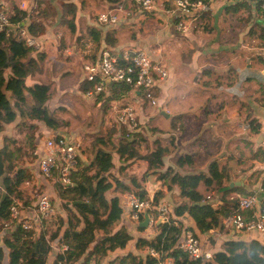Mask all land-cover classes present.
<instances>
[{
	"label": "crops",
	"instance_id": "1",
	"mask_svg": "<svg viewBox=\"0 0 264 264\" xmlns=\"http://www.w3.org/2000/svg\"><path fill=\"white\" fill-rule=\"evenodd\" d=\"M97 1L99 6L84 8L81 2L75 0L73 34L65 26L63 32L55 36L54 33L58 30L55 26L40 38L44 43L43 72L34 79H28V85L42 83L40 77L48 73L49 78L43 84H51V92H56L55 100L48 102L49 109L56 111L63 107L68 110L72 108V104L75 105L73 100L81 102L84 106L80 113L85 115V120H89L88 126L91 128L90 132L82 128L72 130L68 124V128L51 131L39 123V137L35 146L40 154L45 138L64 136L82 144L81 160L88 163L89 149L95 139L109 138L114 143L121 138L120 133H133L107 119L111 103L118 106L133 103L139 123L136 132L141 133L144 140L140 153L151 152L156 147L166 150L162 158L163 166L155 170L157 175L168 168L180 175L207 174L209 165L216 163L220 168L226 167L230 182L234 181L236 187L241 188L234 191H241L236 193L238 196L231 194L234 192L227 194V200L237 201L239 197L254 191L259 185L264 168V149L260 145V127L264 120V10L261 8V0H207L210 10L200 13L187 32H177L175 29L176 22L184 16L175 8L173 0H154V7L145 13H140L135 6L131 10L126 7V13L121 14L119 22L112 26H100L97 14L113 4L105 0ZM5 9L0 11H6ZM203 14L209 17L198 23ZM89 30L97 34V39L88 35ZM58 37L60 38L57 39ZM105 49L117 54L125 50L140 51L152 65L160 66L166 71L165 78L154 77L153 95L157 101L156 107L145 102L140 92L132 93L129 90L104 104L105 99L112 96L111 88L110 91L105 90L106 84L111 83H106L105 91H102L104 93L101 92L93 99L86 96L88 91H81L80 86L85 80L83 60L92 61ZM52 84L57 86L53 88ZM64 95L66 99H63ZM97 111H100L99 123H96ZM60 118L67 126V118ZM242 124H249L250 129L243 130ZM14 127L15 124L5 127L0 134V146L2 137H10ZM184 157L191 159L177 165V161ZM111 158L113 168L108 174L109 178H116L128 191H110L107 193L108 200L118 197L122 205L126 194L131 193V190H139L145 196L157 195L156 203L168 204L172 210L180 204L178 188L167 189L156 175H150L146 162L136 160L122 164L116 153H112ZM26 167L32 180L22 185L23 197L28 204L24 207L22 205L20 217L31 222L34 231L39 232L43 227L50 232L54 229L48 227L50 221H40L33 209L34 196L38 192L48 196L56 216L65 219L61 201L57 198L53 181L39 173L36 162ZM235 176H240V179H233ZM251 176L254 178L252 184L248 185ZM131 180L135 183H131ZM198 191L204 200L209 197L206 202L214 206L216 193H208L202 185L198 187ZM128 216L129 211L124 208L119 227L128 232L132 241L125 250L109 253L104 259L106 264H116V258L127 254L144 258V248L138 251L137 242L145 240V237L148 241V236L151 240L159 233L158 225L152 230L140 229ZM174 219L181 230H196L193 221L186 214L174 215ZM44 223L46 226H43ZM259 237L261 238L250 232L230 238L250 241L259 240ZM1 238L0 264H8ZM261 240L264 241L263 238ZM203 241L205 243L206 236ZM222 244L217 246V251L222 249ZM62 249L63 247L59 248L52 243L47 264H52L55 256L63 252Z\"/></svg>",
	"mask_w": 264,
	"mask_h": 264
},
{
	"label": "trees",
	"instance_id": "2",
	"mask_svg": "<svg viewBox=\"0 0 264 264\" xmlns=\"http://www.w3.org/2000/svg\"><path fill=\"white\" fill-rule=\"evenodd\" d=\"M58 1L61 3V10L50 0L44 3L41 11V3H37L35 11L30 13L32 0H23L26 8L12 6L8 20L14 26L26 21L28 34L36 39H40L49 28L57 25L66 26L73 34L75 0ZM105 1L114 7L121 0ZM208 17L203 14L198 23ZM88 35L97 39L93 30H89ZM44 56L42 51L34 52L22 42L15 41V38L10 36L6 39L0 34V134L4 132L5 127L15 124L11 136H3L0 146V238H3L8 264H47L52 243L59 248L66 247L65 251L55 256L52 264H89L92 261L106 264L104 259L109 253L125 250L132 237L123 227H119L124 208L120 198L113 197L108 200L107 193H127L128 189L116 178H109L108 174L113 168L112 153L117 154L122 164L136 160L146 162L151 176L156 175L167 189L178 188L181 202L173 209V213L175 216L186 214L193 221L196 229L193 234L197 239L203 241L207 232L219 226L221 218L228 215L236 204V200L226 199L227 194L241 188L233 187L228 192L218 194L213 206L206 203L201 205L204 197L198 187L202 185L208 193H218L224 184L230 182L226 167L220 168L216 163H211L207 174L180 175L168 168L164 173L157 175L155 170L163 166L162 158L166 150L156 147L151 152L141 154L140 149L144 142L142 134L133 132L120 133L121 138L114 143L110 142L109 138L95 139L89 149L88 163L82 160L78 162L71 175V185L65 189L55 187L57 198L61 201V210L66 217L63 219L55 214L47 224L49 228L53 227V230L49 232L42 227L39 232L24 231L18 223H12L9 228L4 229V223L9 221L8 211L13 200L22 201L23 207L28 204L23 197L22 185L30 182L32 175L22 159L27 152L31 154L35 148V141L39 137L38 124H44L51 131H59L64 126L63 120L48 107L50 85L40 82L31 85L27 83L28 79L43 72ZM94 85L84 80L80 86L81 91L84 93L93 90ZM110 88L112 96H108L104 104L119 98L129 90L123 84H106L105 90L110 91ZM190 159L180 158L177 165L180 166ZM131 193L141 198L145 196L139 190H131ZM156 198L157 195L153 197L154 201ZM43 226H46V223ZM158 230L155 238L140 240L137 246L142 249L154 247L170 258L172 264H264L262 237L250 241L233 240L229 237L222 244V249L214 251L211 261L194 263L176 248L180 229L160 225ZM116 264L158 262L149 257L140 258L127 254L125 257H119Z\"/></svg>",
	"mask_w": 264,
	"mask_h": 264
},
{
	"label": "built area",
	"instance_id": "3",
	"mask_svg": "<svg viewBox=\"0 0 264 264\" xmlns=\"http://www.w3.org/2000/svg\"><path fill=\"white\" fill-rule=\"evenodd\" d=\"M47 1L50 0H33L30 13L35 11L37 3H41V9ZM154 4V0H121L116 6L100 11L97 14V22L100 26H112L119 22L121 14L126 13V7L131 10L135 6L140 13H145L151 10ZM173 4L184 16L175 24L177 32H187L192 28L193 22H196L200 13L210 10L207 2L198 0H173ZM19 8L24 9L26 7L24 3H21ZM261 8L264 10V0H261ZM8 16L6 11H0V34H3L6 39L10 36L15 38V41L22 42L34 52L44 49L43 41L28 34L26 21L14 26L8 20ZM82 69L85 81L95 84L94 89L86 93L88 98L93 99L104 91L106 83L123 84L132 93L140 92L143 99L154 107L157 106V101L153 95L154 77L159 79L166 77V71L160 66L152 65L148 57L142 52L134 50H125L121 54L108 49L102 50L94 60H83ZM107 119L108 122L129 132H136L139 129L137 110L133 103H127L123 106L111 103ZM241 127L245 131L250 129L249 124H242ZM260 145L264 149V120L260 127ZM41 148L42 154L36 146L31 152L38 164L39 173L45 178L51 179L55 187L65 189L70 186L71 175L81 160V143L71 141L64 136H52L42 141ZM34 199L33 209L40 221L51 220L55 215V210L50 198L41 193L36 194ZM206 200H209V197L203 202L206 203ZM122 206L128 209V218L135 226L139 227L144 214H147L146 228L149 230L156 228V225L180 229L176 244L177 250L185 254L191 262H208L213 259L214 251L219 248L217 246L236 234L251 232L264 239V168L261 171L257 188L250 194L237 199L235 207L228 215L221 218L219 226L205 234V243L197 239L192 231L181 230L177 220L174 219L172 207L168 204L156 203L152 196L141 198L133 193H128L122 199ZM21 209L22 203L19 200H13L8 211L9 221L4 223V229L9 228L12 223H18L24 231L34 229L31 222L20 217ZM62 251H65L64 247ZM144 256L156 260L158 264H172L170 258L152 246L144 249ZM89 264L103 263L92 261Z\"/></svg>",
	"mask_w": 264,
	"mask_h": 264
},
{
	"label": "rangeland",
	"instance_id": "4",
	"mask_svg": "<svg viewBox=\"0 0 264 264\" xmlns=\"http://www.w3.org/2000/svg\"><path fill=\"white\" fill-rule=\"evenodd\" d=\"M78 2H81V5L84 7V8H89L90 5L91 6H99V1L97 0H77ZM21 3H23V0H0V10L2 9H5L6 12L8 14H10V9H12V6H19ZM32 3H33V0H32ZM31 3V5H32ZM53 3L56 5V7L58 8V10H61V3L60 1L58 0H53ZM34 5V4H33ZM44 7H42L40 9V11L43 9ZM65 26L63 25H57V28L58 30L54 33L55 36H57L60 32H63V28ZM62 39V37H61ZM61 72H64V71H61ZM35 77H33L34 79ZM49 78V75L48 73L45 74L44 76L40 77V80L42 83H46V81L48 80ZM38 80V79H37ZM38 80V81H40ZM33 82V81H32ZM51 85V84H50ZM55 86H57L56 84H52V87L55 88ZM51 87V86H50ZM56 98V92L54 90H52L51 92V89H50V100L51 101H54ZM63 99H66V95L63 96ZM66 101V100H65ZM145 102H148L147 100H144ZM67 102V101H66ZM72 103H75V105L72 104V108L71 109H66V108H63V107H59L58 109H56L55 111V114H57L59 117H66L67 120H68V123H67V126H66V123L64 122V126L61 128L62 130L66 127L68 128L69 125H70V129L74 130V129H83V130H87L88 132L91 131V128L88 126L90 123H89V120H85L84 119V116L85 115H82L80 113L81 109L83 108L84 104L81 102H77V101H72ZM69 105V104H68ZM95 117L97 119L96 123H99V117H100V111H97L95 112ZM69 124V125H68ZM59 129V130H61ZM82 146V144H81ZM30 152H27L24 156H23V162L24 164L27 166L29 165H33L35 163V159L33 158V156L30 154ZM236 178H233V179H240V176H235ZM254 177H250L247 181H248V185H251L252 184V180H253ZM234 182V181H233ZM230 183V182H229ZM225 186H228V184H224ZM223 186V187H225ZM236 187V186H234ZM240 192V191H239ZM239 192H234V193H231V194H234L236 195V193H239ZM244 192V191H243ZM37 193V192H36ZM215 193V192H214ZM37 194H41V192H38ZM217 194V193H216ZM229 195H227L228 197ZM238 196V195H236ZM231 198H236V197H231ZM230 198V199H231ZM22 202V201H21ZM147 238H151L150 236H148ZM144 240V239H142ZM145 240H146V237H145ZM137 249L139 251V247L137 246ZM118 261V258L115 259L114 263L116 262L117 263Z\"/></svg>",
	"mask_w": 264,
	"mask_h": 264
},
{
	"label": "water",
	"instance_id": "5",
	"mask_svg": "<svg viewBox=\"0 0 264 264\" xmlns=\"http://www.w3.org/2000/svg\"><path fill=\"white\" fill-rule=\"evenodd\" d=\"M237 184L236 183H233V182H230L229 184H228V186H225V187H222V188H220L219 190H218V193H217V195L218 194H222V193H225V192H228V191H230L234 186H236ZM203 204H205L204 202H202L201 203V205H203ZM206 204H208L209 205V202H206ZM147 222H148V216H147V214H144V217H143V221L140 223V228L141 229H146V227H147Z\"/></svg>",
	"mask_w": 264,
	"mask_h": 264
}]
</instances>
